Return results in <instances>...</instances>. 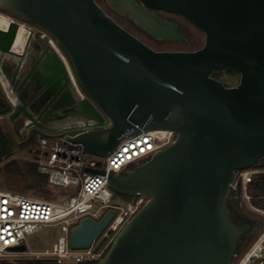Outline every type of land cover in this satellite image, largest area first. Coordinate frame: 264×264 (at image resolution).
<instances>
[{
  "label": "water",
  "instance_id": "1",
  "mask_svg": "<svg viewBox=\"0 0 264 264\" xmlns=\"http://www.w3.org/2000/svg\"><path fill=\"white\" fill-rule=\"evenodd\" d=\"M108 1L140 29L168 41L186 37L157 13L180 15L205 33V43L191 51H157L96 0H0V9L54 36L97 106L87 113L108 124L102 112L109 121L66 134L69 143L105 157L144 130L176 135L127 174L110 175L115 193L148 200L97 264H231L247 225L231 220L226 200L237 171L264 158V0ZM43 56L38 70L46 86L62 73L71 82L51 44ZM226 69L240 74L237 85L212 76ZM113 215L83 219L71 231L72 247H90Z\"/></svg>",
  "mask_w": 264,
  "mask_h": 264
},
{
  "label": "built area",
  "instance_id": "2",
  "mask_svg": "<svg viewBox=\"0 0 264 264\" xmlns=\"http://www.w3.org/2000/svg\"><path fill=\"white\" fill-rule=\"evenodd\" d=\"M52 41L49 38L50 44ZM87 127L81 126L72 133H44L33 150L39 172L48 175V186L61 193L60 199L0 189V260L13 255L46 257L57 264H80L86 259H100L122 227L148 200V196L140 194L115 204L109 177L128 173L130 165L149 160L157 150L173 142L175 133L144 130L127 137L108 156L102 157L103 163L99 161L100 156L86 153L82 147L65 139L66 134H75ZM87 168L103 172L93 173ZM110 211L114 212L112 219L90 247H72L73 228L85 218L100 222ZM49 226H59L64 233L52 249L38 253L27 250V237ZM22 245L26 246L25 251L11 250Z\"/></svg>",
  "mask_w": 264,
  "mask_h": 264
},
{
  "label": "rangeland",
  "instance_id": "3",
  "mask_svg": "<svg viewBox=\"0 0 264 264\" xmlns=\"http://www.w3.org/2000/svg\"><path fill=\"white\" fill-rule=\"evenodd\" d=\"M97 3L121 26L129 30L131 33H133L135 36H137L139 39L144 41L146 44H148L150 47L157 51H191L196 50L203 46L205 43V33L200 30L198 27L187 21L181 16L178 15H171V17L179 23L181 31L183 35L186 37L185 40L182 41H168V40H161V39H155L145 32H143L136 23L126 14L116 10L108 0H96ZM0 44L4 46V50L0 49V59L1 57H5L3 59V62L1 64L2 68L6 64H13L14 62H19V58L21 56V52L23 50V38L26 36L21 30L17 27L26 29L27 26L25 25H18L14 22L12 17L8 16L7 14L0 12ZM17 29L22 34H17V32L12 33L11 28ZM30 29V28H29ZM11 30V31H10ZM24 34V35H23ZM39 37V36H38ZM28 39V38H27ZM35 39H37V35L35 36ZM53 39V38H50ZM54 40V39H53ZM7 50V51H6ZM31 50V47H29V51ZM64 51V50H63ZM68 59V62L71 66V69L73 71L72 64ZM74 73V71H73ZM217 74V75H216ZM215 75L217 78H219L223 83L227 86H233L237 82H239L240 77L235 72H230L227 70H223L221 72H217ZM76 83L79 87V89L84 94L83 100H89L96 108L97 106L94 104V102L90 99L88 94L81 88L75 74H74ZM4 79L6 82V87L3 85V83L0 80L1 88L9 100V102L12 105V110L3 115L0 116V122L4 126L5 129H7L11 136L13 137L14 141L17 144L23 143L27 138L28 135L33 130H38L42 133H48V132H54V133H72L75 131L80 130V124L72 123L73 119H71L73 114L71 111H80L81 108L85 109L84 106L77 103V100L73 101L72 104L68 106V111L66 116L63 117V119H60V122L58 125H66L65 127H59L44 123L41 124H34L31 128L28 129V131L23 132V128L25 127V121L30 122L31 120H27V118L24 117H17L14 118L13 114L15 112V109L17 108V102L15 104L12 103V101L9 98V95L12 94L14 98L17 97L16 92V85L13 86L10 84V79L6 78L4 76ZM20 79H18L19 81ZM13 86V87H12ZM85 102V101H84ZM101 112V111H100ZM66 113V112H65ZM84 113V112H81ZM85 112L84 114H86ZM102 118L106 120V123L109 124V121L106 119V116L101 112ZM48 116V115H47ZM53 117V116H51ZM43 120H41L42 122ZM95 124V125H94ZM93 125L87 127L88 128H98V127H104L108 124L100 123L99 121H95ZM60 128V129H53V128ZM34 152L32 150H29L27 148L24 149H18L16 151V154L14 158L18 159L20 162L28 161V162H35ZM99 161H102L104 163V158H99ZM2 165H0L1 168ZM136 164H132L129 166L130 169H133L136 167ZM257 166L253 165L245 170V172H251L253 170H256ZM39 171V169H38ZM126 172H121L120 175H125ZM249 174V173H247ZM32 182V178L30 177L29 173H25L24 176H13L8 175L0 170V189L2 190H10L14 192H21L26 194L35 195L38 197H42L41 194L38 192V189H30L27 187V183ZM45 189L51 193V199H60L61 193L55 192V190H51L48 188V186H44ZM237 192V194H239ZM236 194V195H237ZM241 195L239 194V197ZM46 198V197H43ZM129 197L125 196L123 194L114 193L113 202L115 204H121L122 201L127 200ZM247 198V196H246ZM48 199V197L46 198ZM249 209V208H248ZM250 210V209H249ZM251 211V210H250ZM254 212V211H251ZM259 214V213H254ZM262 218V217H261ZM264 222V220H263ZM64 233L61 231V228L59 226H49L46 227L44 230L39 231L37 233H34L27 237L26 245L27 250L32 252H44L45 250H51L53 247V244L56 243L57 239L63 235ZM40 257H17V256H9L7 258H4L3 260H0V264H26L23 263V259H39ZM46 257H41V259ZM67 264V263H66ZM232 264H264V232L261 236L258 238H251L250 236L246 239L242 240L241 248L237 252V255L234 257Z\"/></svg>",
  "mask_w": 264,
  "mask_h": 264
},
{
  "label": "flooded vegetation",
  "instance_id": "4",
  "mask_svg": "<svg viewBox=\"0 0 264 264\" xmlns=\"http://www.w3.org/2000/svg\"><path fill=\"white\" fill-rule=\"evenodd\" d=\"M0 12L12 17L16 24L25 25L34 31L29 40L27 51L21 58H19V62H14L11 65L6 64L2 68L3 75L6 76V78L8 76L11 82L10 84L13 86L16 85V99L18 102L16 104L17 108L13 114L15 116L14 118L20 116L27 118L28 120L32 117L38 120V124L43 125L44 122L57 126L60 122V119H63V117L66 116L68 106L77 99L75 97L72 84L70 81H68L64 73L58 75L54 82L46 86V83L44 82V76L41 75L42 78L40 77L38 67L44 58L43 54L46 46L50 44L49 38H53L54 40L52 42L54 45L58 47V49L66 58L68 57L57 40L48 30L16 14L4 11L2 9H0ZM157 14L164 19L172 21L175 20L171 17V15H177L166 12H158ZM0 23H2V21H0ZM176 23L179 27V30L181 31L179 23ZM16 28L18 27L16 26ZM16 31L18 30L15 29V32ZM21 31L26 35L24 36L25 40L28 41V34L23 30ZM36 35L37 39H35ZM29 47H31L30 51ZM238 75L240 77V74ZM215 78L219 79L217 77ZM18 79L20 80L18 81ZM237 84L238 82L235 85ZM41 120L43 121L41 122ZM24 124L25 127L23 130H25L23 132H26L28 131V129H26L27 121H25ZM254 165L257 166V169L251 172H245V170L249 167L239 169L237 171L236 181L233 184L230 194L226 200V205L229 210L231 220L238 226L247 225V229L238 240L234 257L241 248L242 240L249 236L251 238H258L264 232V158L256 162ZM239 191V194L241 195L240 197L239 194H237ZM248 208L254 212H251Z\"/></svg>",
  "mask_w": 264,
  "mask_h": 264
},
{
  "label": "trees",
  "instance_id": "5",
  "mask_svg": "<svg viewBox=\"0 0 264 264\" xmlns=\"http://www.w3.org/2000/svg\"><path fill=\"white\" fill-rule=\"evenodd\" d=\"M17 34H21V33L18 31ZM23 41H25V37L23 38ZM226 70L230 72H235L230 69H226ZM216 73L217 72H214L213 76L217 77ZM11 110H12V105L5 96L0 85V116L9 113ZM43 136H45L44 133L38 130H33L30 133L29 137L23 143L17 144L14 141L13 137L11 136V133L7 129H5L2 123L0 122V165H2L0 170L8 175H13L16 177L24 176L26 172L29 173L30 177L32 178V182L27 183V187L30 189L36 188L38 189V192L41 194L42 197H46V198L48 197V199H51L50 198L52 196L51 193L49 192V190L47 191L44 187L46 185L48 186V175L38 171V164L36 162L34 163L28 161L20 162L18 159L14 158L16 151L18 149L27 148L33 151L36 148V146L39 144L40 138ZM48 188L51 189L49 186ZM59 191L62 192L61 189ZM130 198L131 197H129L128 199ZM98 261L99 259H86L81 261L80 264H97ZM22 262L26 264H57L55 260L46 259V258L23 259Z\"/></svg>",
  "mask_w": 264,
  "mask_h": 264
},
{
  "label": "bare ground",
  "instance_id": "6",
  "mask_svg": "<svg viewBox=\"0 0 264 264\" xmlns=\"http://www.w3.org/2000/svg\"><path fill=\"white\" fill-rule=\"evenodd\" d=\"M19 28L20 27H18V29ZM20 29H22L23 31H25L28 34V38H29L28 41H29L34 31L32 29H29L28 27L26 29H24L23 27L20 28ZM51 49L53 51L57 52V54L60 57L62 56L61 59H62V61L64 62L65 66H66V70H67V72L69 74V78L71 80V84H72V88L74 90V93H75V95H77V99H80L83 102L85 101V103H84L86 105L85 109L81 108L80 111H71L72 114H73L72 116H70V117H72L71 119H73L72 123H77V124H80V126H88V127L93 125L95 123L96 119L90 117V114H88V113L84 114V113L85 112H89L88 110H92L93 111L95 106L89 100H83V98H85L84 94L79 89V87H78V85L76 83L74 74H73V72L71 70V67H70V64H69L67 58L62 54V52L58 49V47L56 45H54L53 42H51ZM3 59H4L3 57H1V59H0V80L3 83V85L6 87V84H5L6 82H4L5 79H4V75H3V72H2V66H1V62L3 61ZM9 98L13 101V104L16 103L17 99L14 98L12 96V94L9 95ZM81 112H84V113H81ZM97 113H98V111H97ZM100 116L102 118V115H100ZM28 120H31L30 122H27L28 129H29V128H31L33 126V124H35V122H36L35 120L36 119L33 118V119H28ZM65 126H68V124L59 125V127H65ZM59 127L58 128H53V129H57L58 130V129H60Z\"/></svg>",
  "mask_w": 264,
  "mask_h": 264
},
{
  "label": "crops",
  "instance_id": "7",
  "mask_svg": "<svg viewBox=\"0 0 264 264\" xmlns=\"http://www.w3.org/2000/svg\"><path fill=\"white\" fill-rule=\"evenodd\" d=\"M11 30H12V33L13 32H15V29H14V26H13V28H11ZM10 30V31H11ZM16 32H18V31H16ZM20 32V31H19ZM28 44H29V41H23V50H22V52H21V56H20V58L26 53V51H27V48H28ZM7 51V50H6ZM4 59H5V57H4ZM75 97H76V99H77V95H75ZM78 100V102H79V100L80 99H77ZM80 102H81V100H80Z\"/></svg>",
  "mask_w": 264,
  "mask_h": 264
}]
</instances>
